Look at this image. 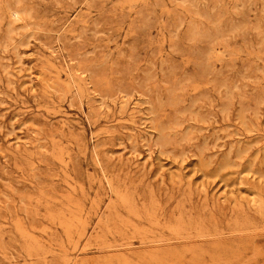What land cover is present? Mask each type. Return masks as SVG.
I'll list each match as a JSON object with an SVG mask.
<instances>
[{
  "label": "rangeland",
  "instance_id": "374dc122",
  "mask_svg": "<svg viewBox=\"0 0 264 264\" xmlns=\"http://www.w3.org/2000/svg\"><path fill=\"white\" fill-rule=\"evenodd\" d=\"M0 264H264V0H0Z\"/></svg>",
  "mask_w": 264,
  "mask_h": 264
}]
</instances>
